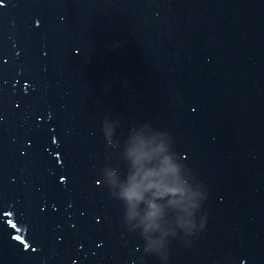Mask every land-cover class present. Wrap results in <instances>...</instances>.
<instances>
[{
    "label": "water",
    "instance_id": "1",
    "mask_svg": "<svg viewBox=\"0 0 264 264\" xmlns=\"http://www.w3.org/2000/svg\"><path fill=\"white\" fill-rule=\"evenodd\" d=\"M144 123L207 190L168 264H264V0H0V264H162L101 175Z\"/></svg>",
    "mask_w": 264,
    "mask_h": 264
},
{
    "label": "clouds",
    "instance_id": "2",
    "mask_svg": "<svg viewBox=\"0 0 264 264\" xmlns=\"http://www.w3.org/2000/svg\"><path fill=\"white\" fill-rule=\"evenodd\" d=\"M108 120L105 117L102 122L107 146L118 148L113 137L119 122H114L109 133ZM140 127L151 129L155 136L132 140L124 151L127 159L120 155L127 166L126 173L122 177L119 166L107 165L102 170V180L110 196L123 205L127 231H139L144 254L155 255L162 264H168L172 239L179 237L185 246L191 247L189 238L204 230L206 220L203 216L197 220V215L207 199V190L191 169L180 162L166 131H158L149 123Z\"/></svg>",
    "mask_w": 264,
    "mask_h": 264
}]
</instances>
